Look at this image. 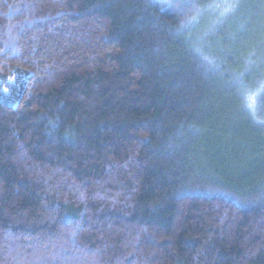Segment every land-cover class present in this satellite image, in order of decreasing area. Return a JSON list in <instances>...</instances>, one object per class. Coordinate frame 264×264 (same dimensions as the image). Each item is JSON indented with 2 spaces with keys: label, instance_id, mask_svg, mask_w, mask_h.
Wrapping results in <instances>:
<instances>
[{
  "label": "trees",
  "instance_id": "1",
  "mask_svg": "<svg viewBox=\"0 0 264 264\" xmlns=\"http://www.w3.org/2000/svg\"><path fill=\"white\" fill-rule=\"evenodd\" d=\"M215 1L0 0V264H264V0Z\"/></svg>",
  "mask_w": 264,
  "mask_h": 264
},
{
  "label": "rangeland",
  "instance_id": "2",
  "mask_svg": "<svg viewBox=\"0 0 264 264\" xmlns=\"http://www.w3.org/2000/svg\"><path fill=\"white\" fill-rule=\"evenodd\" d=\"M245 0H216L214 3L219 7H221V10L225 9V11H228V9H230V11L227 14V17H233L232 14L234 12L233 7H235V4H237L238 6L241 5V3H243ZM218 11V9L215 7L210 13L204 12L200 18L197 20V22L194 24L193 26V33L196 35V33H201L205 28L206 23H210L209 19L212 18L213 21H217L216 18L213 17V14ZM264 43V38H262V41L260 44ZM262 60L264 61V54L261 56Z\"/></svg>",
  "mask_w": 264,
  "mask_h": 264
}]
</instances>
